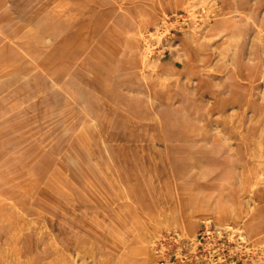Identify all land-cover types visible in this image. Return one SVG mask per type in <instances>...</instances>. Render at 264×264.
I'll return each mask as SVG.
<instances>
[{
    "label": "rangeland",
    "instance_id": "1",
    "mask_svg": "<svg viewBox=\"0 0 264 264\" xmlns=\"http://www.w3.org/2000/svg\"><path fill=\"white\" fill-rule=\"evenodd\" d=\"M166 241L264 264V0H0V264Z\"/></svg>",
    "mask_w": 264,
    "mask_h": 264
},
{
    "label": "built area",
    "instance_id": "2",
    "mask_svg": "<svg viewBox=\"0 0 264 264\" xmlns=\"http://www.w3.org/2000/svg\"><path fill=\"white\" fill-rule=\"evenodd\" d=\"M203 232H211L208 226H205ZM170 241H166V243H162L159 247L160 259L158 264H189V261L192 260L190 258V254L188 252L183 253V251H178L172 247V244H169ZM178 255V256H177Z\"/></svg>",
    "mask_w": 264,
    "mask_h": 264
},
{
    "label": "bare ground",
    "instance_id": "3",
    "mask_svg": "<svg viewBox=\"0 0 264 264\" xmlns=\"http://www.w3.org/2000/svg\"><path fill=\"white\" fill-rule=\"evenodd\" d=\"M99 128V127H98ZM100 129V128H99ZM72 203V202H71ZM70 204V203H69ZM77 209V208H76ZM75 209V210H76ZM181 214V213H180ZM218 215H221L220 217H222V216H226V214L224 213V211L222 210V209H219V211H218ZM255 224H254V220H251L250 222H249V226H254Z\"/></svg>",
    "mask_w": 264,
    "mask_h": 264
}]
</instances>
